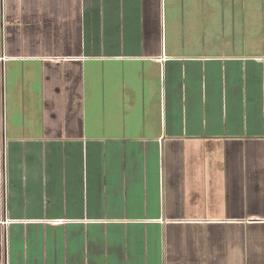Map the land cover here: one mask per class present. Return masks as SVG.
I'll return each instance as SVG.
<instances>
[{"label":"crops","instance_id":"0c3cea01","mask_svg":"<svg viewBox=\"0 0 264 264\" xmlns=\"http://www.w3.org/2000/svg\"><path fill=\"white\" fill-rule=\"evenodd\" d=\"M0 264H264V0H0Z\"/></svg>","mask_w":264,"mask_h":264}]
</instances>
